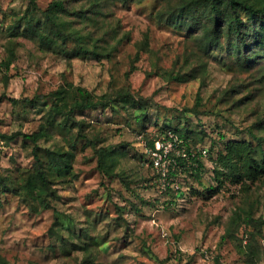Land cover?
I'll use <instances>...</instances> for the list:
<instances>
[{"label":"rangeland","instance_id":"obj_1","mask_svg":"<svg viewBox=\"0 0 264 264\" xmlns=\"http://www.w3.org/2000/svg\"><path fill=\"white\" fill-rule=\"evenodd\" d=\"M51 1L36 0L39 8L32 18L38 24ZM182 1L66 0L71 10L87 9L85 15L67 18L90 35L88 45L114 48L112 56L97 57L77 55L71 40L43 46L24 31L25 21L11 35L8 24L32 8L31 0H0V181L9 185L0 192V254L7 264H264V174L241 182L223 177L221 186L215 173L216 150L229 138L254 140L255 134L264 148L263 123L255 125L264 118V61L243 66L228 51L206 50L199 32L174 28L165 10ZM11 40L18 43L19 54L7 68ZM173 68L197 76L169 80L164 70ZM68 82L95 94L130 89L149 105L151 131L157 120L169 124L177 117L182 126L188 118L194 127L203 121L209 135L203 144L209 147L216 139L204 157L203 186L188 190L184 183L185 195L168 204L171 197L150 182L152 168L135 155V120L128 124L123 109L107 108L78 115L84 135L78 136L71 168L48 171L58 194L50 207L21 191L36 170L34 145L20 134L4 135L36 130L46 107L43 101L35 109L25 107L11 98L47 94ZM199 89L206 103L197 116L185 108L193 106ZM140 112L132 108L129 115ZM77 132L59 130L47 144L66 147ZM121 144L127 147L118 171L125 170V178L99 166L98 151ZM43 145L38 151L46 158ZM57 214L74 235L57 227L62 237L55 233Z\"/></svg>","mask_w":264,"mask_h":264},{"label":"trees","instance_id":"obj_2","mask_svg":"<svg viewBox=\"0 0 264 264\" xmlns=\"http://www.w3.org/2000/svg\"><path fill=\"white\" fill-rule=\"evenodd\" d=\"M31 5L32 8L26 10L18 20L8 24L11 35H15L19 24L25 21L24 31L29 32L30 36L48 48L57 47L59 41L67 43L68 40H71L77 46V55L93 54L97 57H110L113 55V47L112 49L103 50L100 44L97 43L90 47L87 43L90 35L84 33L80 28H75L72 25L73 20L67 18V16L72 14L85 15L87 9L71 10L66 4V0H52L48 7L42 10L44 20L38 24L32 18L33 11L39 8L36 0H31ZM165 11L167 19L170 20L169 23L177 30L199 32L200 37L204 40L206 50L219 49L228 51V53L235 55V59L241 65L249 68H253L264 61V0H184L179 5ZM96 12V10H92V13ZM18 54V43L11 40L8 45V57L4 61L7 68H10ZM164 74L169 80L179 81H189L197 76L194 72H183L181 69L176 68L166 69ZM251 96L252 94L246 98ZM244 99H240L237 103L239 104ZM11 101L14 104L23 102L25 107L34 109L39 106L40 101H43L46 107V111L41 116L42 118L36 130L32 132L19 131L11 136L8 134L4 135L12 138L20 134L33 143L36 170L28 176L23 187L24 190H20L25 191L28 196L32 195L33 198L40 199L45 206L50 207L51 199L58 196L55 192L56 190L51 187L48 171H62L71 168V159L75 155L74 151L76 142L79 139L78 136L84 135L82 133L83 123L77 117L88 110L112 108L114 110L123 109L128 113L127 123L131 124L135 120L136 125H138L135 127L136 137L138 138V145H134L136 149L135 155L141 158V165L147 166L148 169L151 168V165L145 146H152L154 144V136L157 134H161L168 129L173 130L183 138L189 151H196L193 160L197 162V168L192 172H190V169L187 171V176L184 177L183 183L188 186V190L196 188L195 184L203 186L205 156L202 155L201 149L206 147L203 142L209 137L205 126H202L203 121H201L199 127H194L188 118L182 126L180 118L177 117L171 118V123L169 124H167V119L164 121L157 120L154 126L156 128L151 131L149 105L137 98L130 89L124 87L113 88L104 93L95 94L86 86L68 82L65 86L52 90L47 94H37L32 98L25 97L24 99L11 98ZM205 103L206 101L199 89L193 106H186L185 109L198 116L201 113L200 107L205 105ZM132 108L140 109L141 112L131 117L129 110ZM199 119L202 120L201 118ZM263 120L264 118L256 122L255 125L263 123L264 126ZM67 121L70 122L69 127H67ZM74 128H77L78 132L76 135L69 137L70 142L66 147L52 143L47 144L59 130L68 129V132H71ZM250 132L252 135L254 134L252 129H250ZM253 137L255 138L254 140L229 138L223 149L217 148L218 166L215 167V173L219 185H223L224 178L241 182L244 178L253 180L264 174L262 139L260 136H255V134ZM220 138H225V134H220ZM143 139L145 140L144 143L142 142ZM215 140L209 147H206L208 154H211ZM43 142H45V145L42 144ZM42 145L46 158L41 157L38 151V147ZM126 147L125 144H121V146L109 145L102 147L98 151L99 166L106 174L112 177L117 175L122 178L126 177L127 172L125 170L118 171L119 157L124 154ZM192 168L195 167L192 166ZM150 182L160 192L159 194H167L171 197L170 202L167 201L168 204L172 203L176 198L185 195L186 192L183 189L176 192L172 187L160 188L155 175H151ZM7 187L9 188V185L7 186L5 181H0V192L5 191ZM218 188L209 186L208 189L216 191ZM208 189L206 188L201 193L206 194ZM197 192H200V190L197 189ZM55 218L54 228L56 234L61 236L59 231L75 234V229L64 222L62 216L57 214ZM56 227L59 231L56 230ZM83 232L84 230L77 234V237H81ZM61 241L62 245L67 242L63 238H61ZM7 262L0 254V264H7Z\"/></svg>","mask_w":264,"mask_h":264},{"label":"built area","instance_id":"obj_3","mask_svg":"<svg viewBox=\"0 0 264 264\" xmlns=\"http://www.w3.org/2000/svg\"><path fill=\"white\" fill-rule=\"evenodd\" d=\"M144 143L145 140L143 139ZM145 145V144H144ZM147 157L160 188L172 187L179 192L183 187L187 171H195L197 162L193 160L196 151H189L183 138L171 129L154 136V144L145 146ZM202 155H208L206 147L201 149ZM195 167V168H192ZM177 172H182L178 173Z\"/></svg>","mask_w":264,"mask_h":264}]
</instances>
